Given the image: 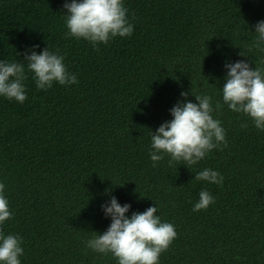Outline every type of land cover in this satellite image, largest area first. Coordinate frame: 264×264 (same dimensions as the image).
<instances>
[{"label":"trees","instance_id":"16d2710c","mask_svg":"<svg viewBox=\"0 0 264 264\" xmlns=\"http://www.w3.org/2000/svg\"><path fill=\"white\" fill-rule=\"evenodd\" d=\"M65 2L0 0V61L47 47L78 80L38 89L26 69L27 99L0 96V183L12 212L0 231L21 238V264H117L86 247L110 226L101 205L112 197L130 205L128 217L157 206L175 227L158 264H264V131L222 98L226 63L264 70L255 43L264 0H123L132 35L95 48L65 39ZM196 95L212 97L226 145L192 166L165 155L153 167L152 132ZM204 169L222 184L197 181ZM202 190L214 203L194 212Z\"/></svg>","mask_w":264,"mask_h":264},{"label":"clouds","instance_id":"9594fccd","mask_svg":"<svg viewBox=\"0 0 264 264\" xmlns=\"http://www.w3.org/2000/svg\"><path fill=\"white\" fill-rule=\"evenodd\" d=\"M65 39L83 38L95 48L119 36L127 37L133 33V25L127 17L123 0H71L65 2ZM258 38L256 47L264 43V21L255 25ZM35 47V46H34ZM242 56H246L241 53ZM25 62L26 67H25ZM227 74L222 86L223 102L236 113L248 116L254 126L264 131V70L251 69L243 60L225 64ZM26 69L34 74L38 89L47 90L53 83L59 85L77 84L75 74L70 73L64 56L50 52L46 47L40 54L31 51L25 55L24 62L0 61V96L23 103L27 99L24 80ZM188 93L182 92V97ZM197 103L177 102L171 109L172 119L162 123L151 135L150 159L153 167L169 155L173 162H184L188 166L197 164L211 150L226 145L225 130L221 121L212 116V97L194 96ZM217 109L220 104L217 103ZM241 127H247L242 124ZM197 181L222 184L223 176L212 169H204L195 175ZM5 185L0 183V225L11 219L12 212L4 195ZM215 197L207 190L199 193V201L193 211L206 210ZM105 216L111 218L108 229L86 242V247L100 254H112L117 264H158L161 253L167 251L176 239L177 232L171 223L161 222L157 206L147 208L143 213L125 214L130 205L121 206L115 197L107 205H101ZM19 236L0 231V264H21L24 249Z\"/></svg>","mask_w":264,"mask_h":264}]
</instances>
